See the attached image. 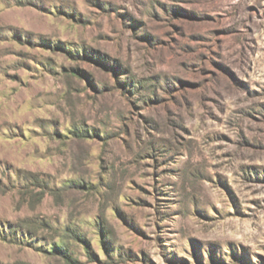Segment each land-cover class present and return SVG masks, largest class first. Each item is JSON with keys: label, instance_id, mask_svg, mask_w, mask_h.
I'll use <instances>...</instances> for the list:
<instances>
[{"label": "rangeland", "instance_id": "374dc122", "mask_svg": "<svg viewBox=\"0 0 264 264\" xmlns=\"http://www.w3.org/2000/svg\"><path fill=\"white\" fill-rule=\"evenodd\" d=\"M0 264H264V0H0Z\"/></svg>", "mask_w": 264, "mask_h": 264}]
</instances>
